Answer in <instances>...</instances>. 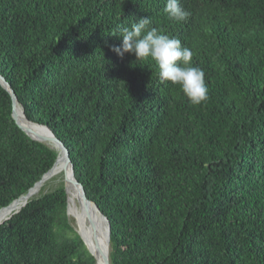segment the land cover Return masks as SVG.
<instances>
[{"label": "trees", "instance_id": "16d2710c", "mask_svg": "<svg viewBox=\"0 0 264 264\" xmlns=\"http://www.w3.org/2000/svg\"><path fill=\"white\" fill-rule=\"evenodd\" d=\"M0 0V75L68 149L110 227V264H264V0ZM180 39L205 72L193 105L150 59L118 57L132 18ZM56 153L27 137L0 85V209ZM0 225V264H95L63 185Z\"/></svg>", "mask_w": 264, "mask_h": 264}, {"label": "clouds", "instance_id": "9594fccd", "mask_svg": "<svg viewBox=\"0 0 264 264\" xmlns=\"http://www.w3.org/2000/svg\"><path fill=\"white\" fill-rule=\"evenodd\" d=\"M164 11L177 22L186 21L191 15L181 6L180 0H166ZM118 37L121 44L111 48L118 57L133 54L136 61L150 59L159 70L160 80L179 85L193 105L208 99L205 72L192 65L193 51L183 46L180 39L163 34L152 26L150 17L132 18L129 26L120 28Z\"/></svg>", "mask_w": 264, "mask_h": 264}, {"label": "water", "instance_id": "95a60500", "mask_svg": "<svg viewBox=\"0 0 264 264\" xmlns=\"http://www.w3.org/2000/svg\"><path fill=\"white\" fill-rule=\"evenodd\" d=\"M0 85L7 91L11 97L12 101V118L17 124V126L23 131V133L30 139L39 142L49 149L53 150L57 155L51 169L46 172L42 178L30 188L25 195L20 196L17 200L13 201L9 206L0 209L8 210L9 214L5 217L0 218V225L9 220L12 216L17 214L21 208H23L29 200L36 197L41 189L50 183L60 172L63 173V187L68 196L69 204V190L72 189L76 193V200L80 207L85 211L87 205H92L96 212L103 219V226L99 227L94 224L90 225L93 231V235L87 230V233L82 230L81 223L79 226L78 235L82 240L84 246L90 255L94 258L95 264H110L109 252H110V227L107 218L100 212L96 204L89 201L86 198L85 191L79 181L75 178L73 164L69 158L68 149L64 144L55 136L49 127L46 125H41L30 121L19 104L13 90L5 80V78L0 75ZM48 143V144H47ZM68 211V206H67ZM83 215L87 216L86 211ZM105 228V230H103ZM104 231V232H103ZM103 233H105L106 239L104 241ZM93 242V243H92Z\"/></svg>", "mask_w": 264, "mask_h": 264}, {"label": "bare ground", "instance_id": "6f19581e", "mask_svg": "<svg viewBox=\"0 0 264 264\" xmlns=\"http://www.w3.org/2000/svg\"><path fill=\"white\" fill-rule=\"evenodd\" d=\"M48 144V143H47ZM60 178L63 179V173L60 172L50 183H48V185L46 186V188L50 185V184H55V183H58ZM55 180V181H54ZM62 181V180H61ZM69 193H70V198L75 201L74 203H77L74 204L73 206L76 208L77 212V219L79 220V222L81 223V227H82V230H84L86 233H87V230L90 232V235L92 236L93 235V231L92 229L90 228V225L94 224L95 226H99V227H104L103 224V219L102 217L98 214V212L95 211V209L93 208L92 205H87V207L85 208V211L87 213V216L86 217L85 215H83V212H85L81 207L80 205L78 204L77 200H76V193L70 189L69 190ZM9 214V211L8 210H3L2 212H0V218L1 217H5ZM76 219V218H75ZM93 226V225H92ZM105 230V228L103 229ZM104 232V231H103ZM103 236H104V241L106 239V236H105V233H103ZM93 243V242H92Z\"/></svg>", "mask_w": 264, "mask_h": 264}, {"label": "rangeland", "instance_id": "374dc122", "mask_svg": "<svg viewBox=\"0 0 264 264\" xmlns=\"http://www.w3.org/2000/svg\"><path fill=\"white\" fill-rule=\"evenodd\" d=\"M62 180V181H61ZM55 181V180H54ZM63 185V179L60 178L58 183L55 184H50L46 189L45 192L53 190L59 186ZM70 198V196H69ZM75 201H73L71 198L69 199V204H68V211H67V215H68V220L70 222L71 227L74 229V231L78 234L79 232V226H80V222L77 219V210L76 208L73 206L74 204L77 205V203H74ZM76 218V219H75Z\"/></svg>", "mask_w": 264, "mask_h": 264}]
</instances>
